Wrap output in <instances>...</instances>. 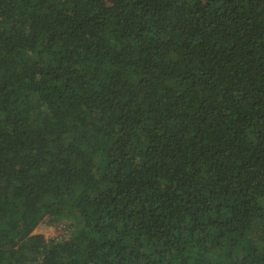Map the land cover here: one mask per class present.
Instances as JSON below:
<instances>
[{
    "label": "trees",
    "instance_id": "trees-1",
    "mask_svg": "<svg viewBox=\"0 0 264 264\" xmlns=\"http://www.w3.org/2000/svg\"><path fill=\"white\" fill-rule=\"evenodd\" d=\"M0 264H264V0H0Z\"/></svg>",
    "mask_w": 264,
    "mask_h": 264
},
{
    "label": "rangeland",
    "instance_id": "rangeland-1",
    "mask_svg": "<svg viewBox=\"0 0 264 264\" xmlns=\"http://www.w3.org/2000/svg\"><path fill=\"white\" fill-rule=\"evenodd\" d=\"M61 224H67L66 222H60ZM60 223H56V224H52L49 220V218L45 219L36 229V233H40L43 234L45 237L49 236L50 234H52V232L56 233L59 231L58 227ZM68 227L69 224H67ZM71 229V228H70Z\"/></svg>",
    "mask_w": 264,
    "mask_h": 264
},
{
    "label": "built area",
    "instance_id": "built-area-1",
    "mask_svg": "<svg viewBox=\"0 0 264 264\" xmlns=\"http://www.w3.org/2000/svg\"><path fill=\"white\" fill-rule=\"evenodd\" d=\"M58 229H59L58 232H56V233L52 232V234H50L46 238L48 240L60 241V240H63L65 238L69 237L71 229H70V227H68L67 224H61L60 223Z\"/></svg>",
    "mask_w": 264,
    "mask_h": 264
}]
</instances>
